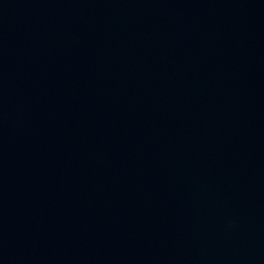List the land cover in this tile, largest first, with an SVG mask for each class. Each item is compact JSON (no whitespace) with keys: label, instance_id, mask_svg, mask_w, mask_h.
<instances>
[{"label":"water","instance_id":"95a60500","mask_svg":"<svg viewBox=\"0 0 264 264\" xmlns=\"http://www.w3.org/2000/svg\"><path fill=\"white\" fill-rule=\"evenodd\" d=\"M0 264H264V0H0Z\"/></svg>","mask_w":264,"mask_h":264}]
</instances>
